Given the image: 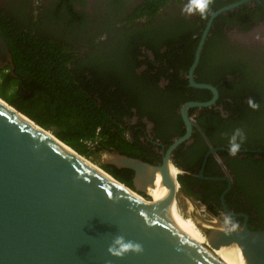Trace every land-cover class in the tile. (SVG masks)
Wrapping results in <instances>:
<instances>
[{
	"label": "trees",
	"instance_id": "1",
	"mask_svg": "<svg viewBox=\"0 0 264 264\" xmlns=\"http://www.w3.org/2000/svg\"><path fill=\"white\" fill-rule=\"evenodd\" d=\"M233 1L236 0H213L210 14ZM260 1H256L254 6L245 3L213 20L195 70L198 75L196 81L213 84L219 91L217 102H223L228 111L225 118L212 107H205L196 117L210 143L229 147V138L235 129L240 128L246 137L241 148L262 150L235 156L226 150L217 151L233 174V184L224 196L225 206L234 212L246 213L247 226L251 230L264 229V127H254L264 112V88L251 82L252 71L247 60L219 69L217 59L212 61L208 54L220 48V42L226 41L225 32H233L235 28L246 31L264 24V0ZM166 5L165 0H141L134 11L154 16L161 8H167ZM210 14L202 19L198 13L188 25L179 23L181 32L178 36L173 31L169 32L168 26L162 31L158 26L148 31L132 24L127 38L113 45L114 48L111 46L106 57L99 58L101 62L88 60L89 55L79 57L42 34L32 35L12 27L4 30L0 25V34L8 44L14 63L13 73L9 67L0 69V98L39 125L53 129L59 139L85 158L107 150L153 163V154H148L152 150L145 145L146 138L128 133V119L137 116L140 121L146 117L153 123L156 137L165 145L170 144L172 137L184 133L179 107L189 100H208L211 93L207 89L187 87L186 78L176 70L170 73L163 62L187 71ZM139 45L152 51L159 61V75L154 74L155 67L149 64V60H138L137 56L144 55ZM164 45L166 50L160 52ZM257 55L260 56L261 52ZM143 62L149 69L140 72L138 67ZM225 74H230L231 78H226ZM160 75L169 80L164 87L158 84ZM249 99L258 103L259 109L250 108ZM195 110L191 108L189 114ZM134 126L137 124L131 128ZM252 133L254 138L250 136ZM192 138L190 144H180L173 156L174 164L183 171L177 175L178 181L186 196L199 201L211 214L219 215L218 209L222 207L220 195L227 183L193 175L198 172L208 146L199 132L195 131ZM102 167L133 187V170L105 163ZM204 175L223 176L219 163L211 155ZM242 219L230 216L229 221L240 226Z\"/></svg>",
	"mask_w": 264,
	"mask_h": 264
},
{
	"label": "water",
	"instance_id": "2",
	"mask_svg": "<svg viewBox=\"0 0 264 264\" xmlns=\"http://www.w3.org/2000/svg\"><path fill=\"white\" fill-rule=\"evenodd\" d=\"M257 0H236L214 10L208 17L193 62L188 71L189 85L208 89L212 98L190 100L180 108L185 132L173 139L160 164L104 151L105 164L134 171L133 187L88 163L82 154L59 139L53 129L32 120L3 98L0 102V264H222L215 256L188 239L168 221L164 194H149L159 176L166 177L173 201L186 196L177 175L183 171L172 160V151L188 141L195 127L208 144V151L197 176L228 181L220 200L230 186L231 177L216 155L214 147L198 126L189 109L209 107L218 97L215 86L194 80L213 20L221 13ZM13 73V57L0 34V69ZM253 150L240 149L239 152ZM209 155L220 162L226 177L204 176ZM86 157V156H85ZM148 194L149 198L143 196ZM240 228L228 226L214 216L215 228L204 234L206 243L240 250L244 264H264V229L251 230L247 215ZM123 236L142 245L139 253L122 257L108 253L112 239Z\"/></svg>",
	"mask_w": 264,
	"mask_h": 264
},
{
	"label": "flooded vegetation",
	"instance_id": "3",
	"mask_svg": "<svg viewBox=\"0 0 264 264\" xmlns=\"http://www.w3.org/2000/svg\"><path fill=\"white\" fill-rule=\"evenodd\" d=\"M116 1L114 0H0V25H1V28L4 30H7L9 27H12V28L19 29L23 32L30 33L32 35L42 34L44 35L45 38H48L50 41L59 44L62 48L64 49L69 48L71 52L75 53L79 57H84L85 55H89L88 60L90 61L94 60L97 62H101L99 58L101 56L105 58L107 50H111L110 49L111 46L113 47V45L115 44H120L127 38L130 31L132 30V26H131L132 24L134 25L136 24V26L141 27L148 31L153 30L152 27L154 26H158L160 31H162L163 27L168 26L167 30L169 32L173 31L178 36V32H181L179 31L180 30L179 23H184L185 25H188L191 22V20L194 19L195 16H198V13L188 15L181 11V8L188 3V0H165V3H167L166 7L167 6L168 7L161 8L155 13L154 16L148 15L146 14V12H143V11L141 12L134 11V8L140 4L141 0H116ZM255 2L256 1H251L249 3H252L251 5L254 6ZM257 2L260 3L261 1L257 0ZM170 27H173V29H171ZM187 32L191 34L188 27H187ZM202 32H201V35H202ZM209 34L210 33L208 32V35ZM208 35L206 39L208 38ZM225 36H226V41H223V43L220 42L219 44L220 48L214 51L212 50L213 52H210L208 54V58H211L212 61H215V59H217L219 69L225 65H229L233 67L234 66L233 62H235L236 65H238L241 61L244 62V60H247L251 68V71H252V75H250L251 82L254 85H261L264 88V24L261 23L246 31L238 30L235 28L233 32L232 31L225 32ZM176 39H179V38H176ZM175 46L178 47L179 44H175ZM181 46L185 47L183 46V44ZM144 47H145L144 45H139V48L142 49V52L144 55L137 56L138 60H143L145 62L149 60L150 61L149 64H153L152 67H155V69L153 68L154 74L159 75L160 74L159 69H158V66L160 65L159 61H157L152 51L148 49H144ZM166 47L167 46L165 45L162 46L160 48V52H163L164 50H166ZM202 50H203V47H202ZM260 52H261V55H260ZM110 53L111 51H109V54ZM257 54H259L260 56H258ZM108 61L109 60L107 59V62ZM145 62L140 63V66L138 67V71L141 72L143 70L149 69L147 63ZM163 64L166 67L168 66L167 68L170 73H173L174 70H176L180 76H182L184 79L186 78V80L188 81L187 87L196 88V87L190 86L189 80H188V71L192 63L190 64L186 72L182 68H179V69L173 68L172 66H170L171 63L167 65L166 61L163 62ZM163 68L165 69V67ZM254 72H256L255 75H254ZM196 77L198 78V75L196 71H194L195 81H196ZM225 77L231 78V75L225 74ZM168 82H169L168 79H166L162 75L159 76L158 84L160 86L164 87L167 85ZM199 83H209V82H199ZM196 89H200V88H196ZM210 93H211V97L209 99H211L213 95L211 91ZM218 98H219V91H218V97L216 101L209 107H212L215 111H219L221 116L226 118L228 116V111L224 108L223 102H217ZM228 100L231 101V99L229 98ZM194 101H206V100H194ZM262 105L264 106V103ZM181 106L178 109L179 114H180L179 110ZM192 108H196V110L193 112L192 115L190 114L189 115L192 116L194 120L196 121V117L199 116V114L201 113V109L205 107H192ZM260 117L261 118L257 119V121H261V123H257L256 121L254 123V127L259 126V125H261V127H264V112ZM127 124H128L127 125L128 130L130 129L128 133L130 132V134L132 133V135L137 133L139 135V138L141 139L146 138L147 143L145 142L144 143L145 145L150 147L152 150V151H148V154H153L152 164H160L162 161V157L164 156L166 150L168 149L173 139L176 137H172L170 139L171 140L170 144L165 145L164 143L160 141L158 137H156L154 125L146 117L141 118L139 121L137 116H134L132 119H128ZM133 124H137V126H134V128H131ZM184 129H185V126H184ZM195 131L199 132L194 127L192 134H194ZM192 134L188 141H185L182 143H185V145L190 144L193 141ZM199 134L201 135L200 132ZM250 136L251 138H254V133L250 134ZM263 138H264V135H263ZM203 140L205 141L204 138ZM178 146L171 153L172 162H173V156ZM214 147L220 148V147H226V146L219 145V146H214ZM226 148H229V147H226ZM240 149L253 150V151H248V152H261L262 151V150L252 149V148L251 149L240 148ZM218 150H224V149L216 150V155L222 162V159L219 157L217 153ZM226 151H229V150H226ZM244 153L246 152H241V155ZM204 157H203V160H204ZM213 157L219 163L220 168L223 172V176H220L219 178L226 177V173L223 170L220 162L215 156ZM203 160H202L199 170L202 167ZM262 160H263V169H264V158ZM223 166L225 167L226 171L231 177L230 186L228 188V191H229V189L231 188L233 184V176H232L233 174L227 169V167L224 164ZM204 169H205V166H204ZM198 172L194 173L193 175L197 178H200L197 176ZM203 174H204V170H203ZM211 177H217V176H211ZM200 179H204V178H200ZM206 180H211V179H206ZM218 180L226 181L227 185L224 189L228 187L229 184L227 180L225 179H218ZM220 204L222 205V207L221 209H218L219 215H213L206 209L205 210L212 217L214 216L220 217L228 226L232 228H240L244 220L243 216L242 215H238V216L232 215L230 212H234V211L231 209H228L225 206V201H224L225 208L223 207L221 200H220ZM235 213L246 214L243 212H235ZM230 216L242 217L243 219L240 223V226L236 225L233 222H230L229 221ZM215 227L216 226H210L208 227V230H210L211 228H215Z\"/></svg>",
	"mask_w": 264,
	"mask_h": 264
},
{
	"label": "bare ground",
	"instance_id": "4",
	"mask_svg": "<svg viewBox=\"0 0 264 264\" xmlns=\"http://www.w3.org/2000/svg\"><path fill=\"white\" fill-rule=\"evenodd\" d=\"M0 102L5 103L1 98H0ZM82 158H84L88 163L96 167L101 173L108 175L107 173H105L103 169H101V167H98L93 162H91L90 160H88L87 158L83 156ZM166 177L167 175L165 176V179L161 182L158 176L155 182V187L149 189V194H151V196L152 195L155 196L161 192L162 194H164V212L167 215L168 221L174 226H176L178 231L181 232L183 235H185L192 242L196 243L197 245L202 247L205 251L215 256L218 260L222 262V264H244L240 250L238 248L223 247L220 245H211L209 243H206L205 237H204L203 243L200 244L196 242L194 238H192L186 232V230L184 229L185 226L178 213L179 211L177 208V203L173 201L174 191L169 190Z\"/></svg>",
	"mask_w": 264,
	"mask_h": 264
},
{
	"label": "clouds",
	"instance_id": "5",
	"mask_svg": "<svg viewBox=\"0 0 264 264\" xmlns=\"http://www.w3.org/2000/svg\"><path fill=\"white\" fill-rule=\"evenodd\" d=\"M212 3L213 0H188V3L181 8V11L188 15L199 13L202 19H206L211 12L210 5ZM248 105L253 110H257L260 107L252 99H249ZM245 139L243 131L240 128L235 129L229 138V154L233 156L237 155ZM107 251L112 256L122 257L129 251L135 253L142 252L143 248L139 243L131 240L126 241L123 236L117 235L112 239Z\"/></svg>",
	"mask_w": 264,
	"mask_h": 264
},
{
	"label": "rangeland",
	"instance_id": "6",
	"mask_svg": "<svg viewBox=\"0 0 264 264\" xmlns=\"http://www.w3.org/2000/svg\"><path fill=\"white\" fill-rule=\"evenodd\" d=\"M87 159L98 167H101L105 161V155L104 153H98ZM143 196L147 199L149 198L148 194H143ZM177 208L186 232L194 238L196 242L202 244L204 241V232L208 230V227L214 226L216 222L215 218L207 213L205 207L200 202L187 196L177 201Z\"/></svg>",
	"mask_w": 264,
	"mask_h": 264
},
{
	"label": "built area",
	"instance_id": "7",
	"mask_svg": "<svg viewBox=\"0 0 264 264\" xmlns=\"http://www.w3.org/2000/svg\"><path fill=\"white\" fill-rule=\"evenodd\" d=\"M88 144H91L90 142Z\"/></svg>",
	"mask_w": 264,
	"mask_h": 264
}]
</instances>
